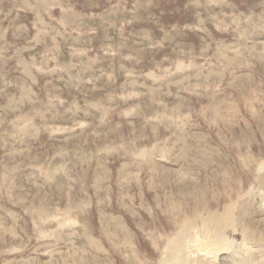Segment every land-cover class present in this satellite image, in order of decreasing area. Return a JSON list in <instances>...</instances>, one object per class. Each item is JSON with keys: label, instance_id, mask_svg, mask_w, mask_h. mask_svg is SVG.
<instances>
[{"label": "rangeland", "instance_id": "374dc122", "mask_svg": "<svg viewBox=\"0 0 264 264\" xmlns=\"http://www.w3.org/2000/svg\"><path fill=\"white\" fill-rule=\"evenodd\" d=\"M0 264H264V0H0Z\"/></svg>", "mask_w": 264, "mask_h": 264}]
</instances>
